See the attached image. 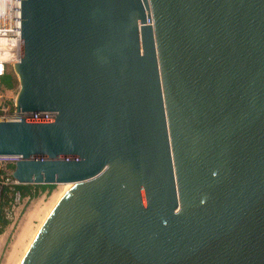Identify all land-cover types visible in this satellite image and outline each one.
I'll return each mask as SVG.
<instances>
[{"label": "water", "instance_id": "water-1", "mask_svg": "<svg viewBox=\"0 0 264 264\" xmlns=\"http://www.w3.org/2000/svg\"><path fill=\"white\" fill-rule=\"evenodd\" d=\"M12 70L20 264H264V0H20Z\"/></svg>", "mask_w": 264, "mask_h": 264}, {"label": "rangeland", "instance_id": "rangeland-1", "mask_svg": "<svg viewBox=\"0 0 264 264\" xmlns=\"http://www.w3.org/2000/svg\"><path fill=\"white\" fill-rule=\"evenodd\" d=\"M7 70L14 76L15 81L12 88L4 91L2 96L10 100L12 94H15L18 89V82L12 66L7 67ZM4 185L0 184V195ZM37 191L38 194L34 197L20 196L16 193L4 206V218L8 222L0 232V264L21 262L29 241L48 214L57 196L62 193L63 186L52 184L51 187L44 189L38 187Z\"/></svg>", "mask_w": 264, "mask_h": 264}, {"label": "built area", "instance_id": "built-area-1", "mask_svg": "<svg viewBox=\"0 0 264 264\" xmlns=\"http://www.w3.org/2000/svg\"><path fill=\"white\" fill-rule=\"evenodd\" d=\"M20 59V0H0V75L9 72L7 67ZM12 88V87H10ZM0 84V121H19L15 117V102L3 97L10 89ZM21 154H0V184H17L12 176V168Z\"/></svg>", "mask_w": 264, "mask_h": 264}, {"label": "trees", "instance_id": "trees-1", "mask_svg": "<svg viewBox=\"0 0 264 264\" xmlns=\"http://www.w3.org/2000/svg\"><path fill=\"white\" fill-rule=\"evenodd\" d=\"M14 76L10 72H6L0 75V84L5 87H12L14 83ZM52 184H15L13 186L4 185L3 191L0 195V232L2 231L3 227L7 224L8 220L4 218V211L3 208L5 205L8 204L9 200L12 199L14 194L18 193L20 196H30L34 197L38 194V187L44 189L46 187H51Z\"/></svg>", "mask_w": 264, "mask_h": 264}, {"label": "bare ground", "instance_id": "bare-ground-1", "mask_svg": "<svg viewBox=\"0 0 264 264\" xmlns=\"http://www.w3.org/2000/svg\"><path fill=\"white\" fill-rule=\"evenodd\" d=\"M71 183H73V182H65V183H57V184H62V186H63V191H64V189L66 188V186L68 185V184H71ZM63 191H62V193H63ZM61 193V192H60ZM61 193V194H62ZM61 194L59 195V196H57V198L55 199V201L53 202V205L56 203V201L58 200V198L61 196ZM52 205V206H53ZM52 206L50 207V209L52 208ZM47 216V215H46ZM46 216L43 218V220L41 221V224H40V226H39V228L41 227V225H42V223H43V221L45 220V218H46ZM39 228L37 229V231L39 230ZM36 231V232H37ZM36 232H35V234H36ZM34 234V235H35ZM33 235V236H34ZM33 236H32V238H33ZM32 238H31V240H32ZM31 240L29 241V243H28V245H27V248H28V246H29V244H30V242H31ZM27 248H26V250H27ZM26 250H25V252H26ZM25 252H24V254H25ZM24 254H23V256H24ZM23 258V257H22ZM22 260V259H21ZM20 263V262H19ZM18 263V264H19Z\"/></svg>", "mask_w": 264, "mask_h": 264}]
</instances>
